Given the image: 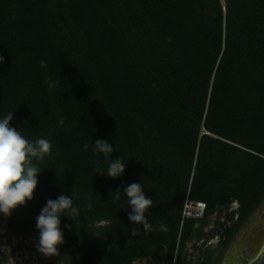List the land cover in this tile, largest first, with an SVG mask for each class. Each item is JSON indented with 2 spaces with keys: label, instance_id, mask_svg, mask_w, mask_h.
<instances>
[{
  "label": "trees",
  "instance_id": "trees-1",
  "mask_svg": "<svg viewBox=\"0 0 264 264\" xmlns=\"http://www.w3.org/2000/svg\"><path fill=\"white\" fill-rule=\"evenodd\" d=\"M0 57V118L52 145L34 198L0 213L8 231L38 236L47 200L73 195L77 264L219 263L264 200V0H0ZM95 140L120 177L96 175ZM133 182L153 199L136 236ZM185 195L200 218L181 221Z\"/></svg>",
  "mask_w": 264,
  "mask_h": 264
},
{
  "label": "clouds",
  "instance_id": "clouds-1",
  "mask_svg": "<svg viewBox=\"0 0 264 264\" xmlns=\"http://www.w3.org/2000/svg\"><path fill=\"white\" fill-rule=\"evenodd\" d=\"M0 59L3 60L2 57ZM13 119L12 112L0 118V213L6 217L11 216L18 207L26 206L34 198L38 175L41 173L34 161H43L46 155H50L52 147L51 141L45 138L34 142L26 139L21 131L10 126ZM84 148L87 150L88 145H84ZM114 150L105 140L94 141V154H102L105 160H109ZM125 167L126 164L119 157L112 158L109 160L107 173L103 169H97L96 175L118 178L124 173ZM122 191L130 208L128 219L134 225L130 234L136 236L141 226L145 232L150 231L151 225L145 213L151 208L153 199L145 195L142 183L133 182L124 186ZM120 192L119 189L114 193L110 192L109 197L114 194L115 199L119 200ZM72 196L62 194L56 199L47 200L36 217L38 239L35 248L46 258L59 255L58 246L64 243V234L60 228L61 215H67L72 220L80 215L79 208L73 204ZM88 206L91 207L90 204Z\"/></svg>",
  "mask_w": 264,
  "mask_h": 264
},
{
  "label": "rangeland",
  "instance_id": "rangeland-1",
  "mask_svg": "<svg viewBox=\"0 0 264 264\" xmlns=\"http://www.w3.org/2000/svg\"><path fill=\"white\" fill-rule=\"evenodd\" d=\"M212 220V216L209 218V221ZM264 220V200L262 203L258 206V208L255 210L254 214H252L246 224H250V230L254 231L253 233L255 234V237H251L253 234H248V239L250 240L252 250L253 252H257L259 249L262 248L263 253L257 256V258L254 261H248L245 264H260L262 260L264 259V233L261 235V241L259 245H256V238L259 236V231L264 229V226L258 228L257 223L258 221ZM3 221L0 218V264H77L78 260V254L76 252H73L72 250H69L68 248L59 245V255L52 256V257H44L40 253L36 251L35 244L37 242L38 236L35 234H32L28 238H20L18 236H15L12 232L8 231L4 226H3ZM210 227V224L205 227V229H208ZM235 237L233 240L230 242V244L227 246V248L224 250L221 259L218 264H221V262H224L222 260L225 255H226V261L224 262L225 264H231L234 259H233V252L229 253L232 244H235ZM245 240V239H243ZM217 241V236L212 237L205 243H211L215 244ZM242 242V241H241ZM200 243V240L196 242L195 245H198ZM240 244V241H237L235 244V247ZM190 246V244H188ZM261 247V248H260ZM230 248V249H229ZM192 248L189 247L188 250H191ZM229 249V251H228ZM232 253V254H231ZM237 253L239 255L242 254V250L238 249ZM195 251L191 252V255L189 258L193 260L194 258ZM237 263L236 264H241L243 259L236 257ZM235 260V261H236ZM145 264H152L153 261L149 258V260L145 261Z\"/></svg>",
  "mask_w": 264,
  "mask_h": 264
},
{
  "label": "built area",
  "instance_id": "built-area-1",
  "mask_svg": "<svg viewBox=\"0 0 264 264\" xmlns=\"http://www.w3.org/2000/svg\"><path fill=\"white\" fill-rule=\"evenodd\" d=\"M236 202L231 204V208L236 207ZM205 203L200 200H194L185 195L181 205L180 218H200L203 214ZM222 219V218H221Z\"/></svg>",
  "mask_w": 264,
  "mask_h": 264
},
{
  "label": "flooded vegetation",
  "instance_id": "flooded-vegetation-1",
  "mask_svg": "<svg viewBox=\"0 0 264 264\" xmlns=\"http://www.w3.org/2000/svg\"><path fill=\"white\" fill-rule=\"evenodd\" d=\"M259 225V226H258ZM264 225V220H262V221H258V223H257V226H258V228H260V227H262ZM250 230V229H249ZM254 231H251L250 230V233L252 234ZM264 233V232H263ZM263 233L261 234V235H263ZM245 236H247V235H245ZM252 237H255V234L253 233L252 235H251V237L250 238H252ZM244 238H242V240H243ZM246 239H247V237H246ZM251 240V239H250ZM250 240H248V241H242L241 242V244H240V247L238 248V249H240V250H242V254L241 255H239L238 253H237V251H238V249L236 250V251H234V253H233V259H234V261L231 263V264H236L237 263V260H236V257H238L239 259L240 258H242L243 259V261H242V263L241 264H245L246 262H248V261H254L255 259H253V255H252V246H251V243H250ZM255 243V242H254ZM222 260H224V258L222 259ZM236 260V261H235ZM221 264H223V262H221Z\"/></svg>",
  "mask_w": 264,
  "mask_h": 264
},
{
  "label": "water",
  "instance_id": "water-1",
  "mask_svg": "<svg viewBox=\"0 0 264 264\" xmlns=\"http://www.w3.org/2000/svg\"><path fill=\"white\" fill-rule=\"evenodd\" d=\"M255 212V211H254ZM254 212L252 213V214H254ZM251 214V215H252ZM264 226V225H263ZM250 224L248 223V224H244L242 227H241V229L238 231V233L236 234V236H235V244H236V242L237 241H240V244H241V241H248L247 239H248V234H250ZM244 235H247V239H245V240H242V238L244 237ZM235 244H232V247H231V249H230V251H229V249H228V251H229V253L230 252H232V250L234 249V251H236L239 247H240V244L239 245H237V247H235ZM261 248V247H260ZM234 253V252H233ZM263 253V250H262V248L261 249H259L257 252H253V250H252V255H253V259H255L257 256H259L260 254H262ZM232 254V253H231ZM225 257H226V255H225ZM224 257V259H225V261H226V258ZM224 261V262H225ZM223 262V264H225ZM227 264V263H226Z\"/></svg>",
  "mask_w": 264,
  "mask_h": 264
},
{
  "label": "bare ground",
  "instance_id": "bare-ground-1",
  "mask_svg": "<svg viewBox=\"0 0 264 264\" xmlns=\"http://www.w3.org/2000/svg\"><path fill=\"white\" fill-rule=\"evenodd\" d=\"M264 232V229L263 230H260L259 231V236L256 238V240L254 242H256V245H259L260 244V241H261V234ZM247 236L244 235V239H246Z\"/></svg>",
  "mask_w": 264,
  "mask_h": 264
},
{
  "label": "crops",
  "instance_id": "crops-1",
  "mask_svg": "<svg viewBox=\"0 0 264 264\" xmlns=\"http://www.w3.org/2000/svg\"><path fill=\"white\" fill-rule=\"evenodd\" d=\"M146 260H149V257H146V258L144 259V262H145ZM145 263H146V262H145Z\"/></svg>",
  "mask_w": 264,
  "mask_h": 264
}]
</instances>
